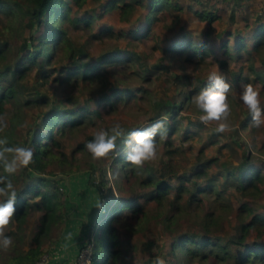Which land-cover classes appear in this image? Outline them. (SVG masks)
I'll return each instance as SVG.
<instances>
[{
    "label": "trees",
    "instance_id": "trees-1",
    "mask_svg": "<svg viewBox=\"0 0 264 264\" xmlns=\"http://www.w3.org/2000/svg\"><path fill=\"white\" fill-rule=\"evenodd\" d=\"M199 2L198 0H0V114L3 113L6 103L15 106L9 119L12 130L10 128L0 138L6 137L8 146L18 142L14 140L11 132L19 120L20 94L33 89V94L24 103L37 106L48 104L40 115V122L37 123L36 128L30 130L29 137L24 139V143L33 149V162L25 168H31L24 173L30 181L25 183L21 193L18 192L15 202L16 213L12 218L15 225L20 227L31 206L34 205L33 207L40 212L31 237L34 246L21 253L14 252L13 249L0 264H31L37 260L42 254L39 246L47 230L66 222L70 218L71 206L79 203L72 200V190L76 197L83 194L75 190L76 182L71 179L72 176L69 177L70 181L67 185L63 178L53 179L45 173L47 165L53 161L51 156H56L50 153L51 147L58 148V156L65 154L55 137L57 131L62 134L67 125L73 126L84 118L97 114L102 103L114 109L121 100L130 99L139 93H142V96L145 94L144 88L140 85L137 88L123 86V82L126 81L123 76H113L111 86H108L107 80L109 73L107 67L127 62L133 65L137 61L140 62L143 55L136 49L129 50L120 46H113L101 53L97 40L127 38L129 40L126 45L129 46L131 42L152 39L154 42L151 47L159 48L161 51L159 57L161 63H153L154 68L163 67L162 59L171 54H182L185 60L195 59L199 63L210 58L221 68L227 66V59L233 61L234 65L239 60L247 65L252 76L243 73L242 65L236 68L231 66L233 75L230 79L235 93L233 96L239 97L238 93L243 83L256 81L260 86V94H263L264 21L255 25L244 22L240 27L227 26L221 29L219 26L221 12L203 5L194 7V4H200ZM189 13L197 18L193 27H189V21L185 19ZM84 38L85 42L95 46L97 54L94 59L88 58L89 53L84 47ZM159 38L166 39L164 44L160 45ZM69 56H72V65L60 64L62 59ZM10 59L12 62L9 61ZM32 68L35 71L34 83L27 85L26 77ZM49 79L61 84L72 82L74 86L81 83L82 90H87L89 93L92 91L104 93L91 108L85 104L74 107L76 97L73 95L67 96L70 106L63 105L60 104L59 99L56 101L39 90V87ZM209 86V82L200 84L198 90L183 92V98L179 100L168 101L159 96L153 98L149 102L152 113L147 117L144 126L127 121H121L119 124L126 134L128 131L143 129L154 124L156 120L166 118V135L170 136L176 130V116L184 103L191 100V94H197L201 89ZM229 96L231 97V92ZM229 99V105L232 101V104L237 103L236 99ZM261 108L264 109L262 104ZM197 110L200 112L199 109ZM167 118H170L172 123H168ZM228 123L230 126L234 124L230 115ZM113 125L106 126L105 131ZM255 128L252 126L251 114L248 111L233 132L235 135L245 129L254 132ZM158 136L157 141L162 139L160 136L158 140ZM94 137L95 135L88 136L87 142ZM260 138L257 146L254 142L252 144L255 149L254 154L245 149L238 163H231L229 166L226 162H222L218 175H210L209 171V166L215 163L217 158H206L200 150L193 164V170L179 176L183 182H179L172 193L169 192L168 181L164 177V173L177 174L172 164L164 160L163 174L158 176L145 170L147 175L144 180L140 179V183L145 187L150 186L149 198L153 199L158 207L170 194L173 195L171 203H174L178 210L181 207L179 201L183 199L181 213L190 208L198 194L208 196L209 193L217 198L218 203L214 209H209L203 214L195 212L196 214L192 216V222L198 229H192L188 235L182 233L171 242L165 255L172 259L169 264H186L187 261L191 264H264V211H260L255 205L258 199L264 198L262 172L264 128ZM252 139H255L254 135ZM235 140H238L237 136L231 139V141ZM162 143L169 145V138H164ZM116 144L115 152L108 156L110 157L108 166L104 167L99 160L94 163L89 161L90 174L84 179V184L86 186L89 184L96 191L97 196L94 216L86 210L81 211L82 220L86 222L89 230H93L91 264H114L119 256L124 255L117 247L119 231L118 226L113 222L122 207L130 206L134 211L138 210L134 204L135 198L128 197L121 200L113 188L107 185L109 179H112L114 185H121L120 177L126 182L138 169L125 160L128 149L125 147L124 138H118ZM77 148L83 149L84 143L80 142ZM61 161L64 162L63 159ZM36 169L38 173L35 172ZM96 172L98 179L93 176ZM8 175L0 165V176ZM208 175L210 177L206 184L199 185L195 192L190 191L189 184L195 185L198 180H203ZM9 178L11 179V176ZM50 185L53 188L51 192L46 190ZM228 187H232L234 191L230 193L227 191ZM62 192L63 199L60 198ZM229 196H232L233 200H230ZM29 199H32V203L28 202ZM103 199L104 201H101ZM90 203L89 199L84 201L86 206ZM226 212L233 213V234L223 240L217 227ZM160 213L156 212V214ZM176 214L177 212H172L171 215H166L165 219L171 221ZM138 226L139 224L132 222L120 223V228L124 232L138 231L141 227ZM188 243L190 246H187ZM99 246L102 250L101 261L98 260L97 253ZM130 249L135 251L133 248H128L127 251ZM180 255L183 256V260L180 258L176 263L175 259H179ZM137 257L135 264H156L150 259L141 262V257Z\"/></svg>",
    "mask_w": 264,
    "mask_h": 264
},
{
    "label": "rangeland",
    "instance_id": "rangeland-1",
    "mask_svg": "<svg viewBox=\"0 0 264 264\" xmlns=\"http://www.w3.org/2000/svg\"><path fill=\"white\" fill-rule=\"evenodd\" d=\"M159 39L160 45L164 44L166 39ZM127 40L129 39L102 38L96 41L100 46L101 53L109 50L113 46H120L121 48L126 47L129 50L136 49L143 55L140 62L137 61L133 63V65L127 62L107 67L109 72L107 75L108 86L112 85L113 76H123V79H126V81L123 82V86L125 85L131 88H137V86L140 85L144 88L145 94L142 96V93H139L137 96L135 95L130 99L121 100L117 103L114 109L105 103L100 104L97 114H94L91 117H86L81 122L73 126L67 125L62 134L57 131L55 137L60 143V147H62L65 153L64 155L58 156L59 150L56 146L50 148V153L55 154L56 156H51L53 161L47 165L45 169L46 175H67L68 185L70 181L69 177L72 176L71 179L73 178L76 182L75 188L77 189L75 190L79 194L83 192L80 197L74 196L73 190L71 192L73 196L72 200L79 202L75 206H71L72 208L69 213H72V216H79L83 218L81 211L85 210L88 213H91V215H95V205H97L96 191L92 189L89 184L86 186L84 184V179L90 174L89 161L94 163L99 160L100 164L106 167V165L108 166V162L110 160V157L98 160H94L91 157L85 147L88 136L95 135L98 131L105 130L106 126L119 123L121 121L139 123V125L144 126V124H146L147 117L152 113V110L149 107V102L153 98L159 96L168 101H171V99H182L183 92L191 89L195 91L199 89L200 84H207L209 82L207 77L211 72H219L225 77L226 82L229 84L233 83L230 79L233 75L231 66L236 68L238 65H242L243 73L252 76L247 68V65L239 60L238 62L236 61V64L234 65L233 61L227 59V66L221 68L210 58H206L202 63H199L195 59L191 61L185 60L182 54L168 55L165 59H162L163 67L154 68L153 63H161L159 58L161 54L160 49L151 47L154 40L145 39L143 42H131L129 46L126 45ZM83 43H85L84 47L89 53L88 58L94 59L97 54L95 46L85 42V38ZM9 61H11V59ZM60 64L72 65V56L62 59ZM34 77L35 71L34 68H32L26 77V84L31 85L34 83ZM252 84L259 86L258 81ZM81 85L82 84L79 83L78 86H74V83L72 82L71 84H61L56 83L54 79H49L45 84L39 87V90L56 101L59 99L60 104L63 105H69L67 96L73 95L76 97V102L73 104L74 107L85 104L88 108H91L104 92L92 91L89 93L87 90H82ZM33 92V89H29L26 93L18 96L20 104L19 120L14 125L13 131L11 132L14 140L18 142L14 143L13 146L28 147V145L24 143V139L29 137L30 130L36 128L37 123L40 122V115L43 110L48 107V104L39 106L36 104H25L24 101L30 97ZM230 92L231 97L229 96ZM230 92L228 93V99L237 100V103L235 104H232L233 101L232 103L230 102V116H232L234 120V124L230 126L231 131L216 133L214 131V128L216 127L215 122H212L207 126L200 123L199 116L202 113L197 110L193 102V97L196 95L193 93L191 94V100L184 103V106L179 111L178 116H176V130L173 131L170 136H167V131L164 126V129L162 130L164 134L161 136L162 139L159 140L160 136H158V158L138 168L135 173L131 175L128 180H126V182L123 177H120L122 184L119 186L114 185L112 179L108 180L107 185L113 188L119 199L123 200L128 197L135 198L134 204L138 208L137 211H134L130 206L122 207V209L116 214V219L113 224L118 226L119 231V243L117 244V247L120 250V253L124 255L119 256L114 264H135V260L138 258L137 256L141 257V262H145L148 259L156 262L157 258H160L164 261V264H169L172 259L165 257V255L171 242L177 239L182 233L188 235L192 229H198V227L192 222V216L196 214L195 212L203 214L209 209H214L218 203L216 200L217 198H215L213 194L208 193V196H201L198 194L192 201L190 208L181 213V209L183 208V199L179 201L181 207L180 210H178L176 205L171 203L173 195L170 194L162 201V205L158 207L156 202L149 198L150 186L145 187L140 183V179L144 180L147 175L145 170L152 173L154 176H158L159 174H163L162 163L164 160L172 164L175 169V173L177 174L172 175L171 173H164V177L167 178L168 181L169 192L172 193L179 182H183V179L179 176L186 175L193 170V164L195 163L196 156L200 150H202L203 156L206 158H217V161L209 166L210 175H218L217 172L220 170L222 162H226L229 166L231 163H238L242 158V152L245 149L250 150L253 154L255 153V149L252 144L253 142L256 146L259 144V140L261 139L260 135L263 131L264 125L255 128L254 132L249 129H245L238 131L235 135L233 129L240 125V121L247 115L248 109L243 106L239 97L236 95L233 96V94H235L233 89ZM260 101L264 107V89L263 94H260ZM14 109V104L6 103L4 105V111L0 114V124L6 126L0 130V136L5 135L11 128L9 119ZM167 121L168 123H172L170 118H167ZM253 135L255 136V139H252ZM233 136H237L238 140L231 141ZM164 138H169V145H164L162 143ZM80 142L84 143L83 149L77 148ZM168 151L172 152L168 153ZM61 159H63L64 162H62ZM262 160V164H264V158H262ZM68 168L70 170H67ZM26 170H31V168L20 169L11 175L12 183L17 191L16 199L18 198V192L21 193L25 187V183L30 181L24 174ZM65 171L68 172L65 173ZM35 172L38 173V171ZM262 172L264 173V166L262 167ZM210 175L203 180H198L195 185L189 184L188 186L190 191L195 192L199 185L206 184ZM93 176L98 179L97 172ZM58 178L62 177L60 176ZM220 181L222 182L223 178L220 179ZM185 182L186 181H184V183ZM52 189L51 185L46 188L49 192H51ZM227 191L232 193L234 190L232 187H228ZM239 197L240 196H238V199L241 200ZM60 198H64L63 192L60 193ZM87 199L91 200V203L88 206L84 204V201H87ZM229 199L233 200L232 196H229ZM101 201H104V199ZM28 202L32 203V199H29ZM255 205L260 211H264V198L258 199ZM33 206H31L23 224L25 227L24 231L29 233L35 231L36 218L40 215V212ZM156 212L161 213L156 214ZM172 212H177L174 218L171 221L165 219V216L171 215ZM179 213H181L180 216ZM121 222H132L133 224H139L138 227H141L138 231L133 232L132 230H128L124 232L120 228ZM14 225V221L12 220L9 226L5 229V234L12 237L13 245L14 233H9V231H14ZM71 228L73 230L77 228L75 221ZM217 230L218 233L222 235L223 240L233 234L232 212H226V215L220 222ZM50 231L51 228L47 230L45 235L49 234ZM92 231V229L88 231L86 239L90 236L93 238ZM187 246H190V243H188ZM11 247L14 246L11 245L9 248ZM128 248H133L135 251L132 249L127 251ZM97 253L99 254L98 260L101 261L102 250L100 246ZM178 258L179 259H175V262H178L180 258L183 260V256L181 255L178 256ZM186 264L191 263H188L187 261Z\"/></svg>",
    "mask_w": 264,
    "mask_h": 264
},
{
    "label": "clouds",
    "instance_id": "clouds-1",
    "mask_svg": "<svg viewBox=\"0 0 264 264\" xmlns=\"http://www.w3.org/2000/svg\"><path fill=\"white\" fill-rule=\"evenodd\" d=\"M210 86L201 89L194 97L193 102L202 113L199 120L202 124L216 123L214 131L224 133L231 131L228 117L231 108L228 103V93L232 91V85L226 82L225 77L219 72H211L207 77ZM249 113L253 127L264 125V109L261 108L259 86L247 83L241 85L238 93ZM166 118L157 120L154 124L143 129L128 131L125 134L123 127L116 123L109 130H100L93 140L86 143L85 147L94 160L107 158L114 153L118 138H124L128 151L125 160L133 167L140 168L148 162L158 158L157 136H163ZM6 125L0 124V130ZM126 137V138H125ZM33 149L25 146H8L7 138H0V165L8 176H0V247L5 250L13 243L12 237L5 234L16 213L15 202L17 191L9 178L18 170L27 168L33 162ZM156 264H164L157 258Z\"/></svg>",
    "mask_w": 264,
    "mask_h": 264
},
{
    "label": "crops",
    "instance_id": "crops-1",
    "mask_svg": "<svg viewBox=\"0 0 264 264\" xmlns=\"http://www.w3.org/2000/svg\"><path fill=\"white\" fill-rule=\"evenodd\" d=\"M198 1H200V4L195 3L194 7L197 8L199 5H203L209 9L221 12L222 15L219 21L221 29L227 26L240 27L244 22L255 25L264 21V0ZM185 19L189 21V27H193V25H195L194 22H197V18L191 13H189ZM71 214L70 218L62 225L51 227L50 233L44 236L39 246L42 254L31 264H76V254L84 244L89 228L81 217L72 216ZM74 221L77 226L75 230L71 228L74 225ZM24 222L20 227L14 225V231H9V233H14V245L11 244L14 247L7 248L6 250L0 247V263L9 256L13 249L14 252L21 253L34 246V242L31 238L34 232H25V227L23 226Z\"/></svg>",
    "mask_w": 264,
    "mask_h": 264
},
{
    "label": "built area",
    "instance_id": "built-area-1",
    "mask_svg": "<svg viewBox=\"0 0 264 264\" xmlns=\"http://www.w3.org/2000/svg\"><path fill=\"white\" fill-rule=\"evenodd\" d=\"M93 245L92 236L85 239L84 244L78 250L75 261L76 264H91V251Z\"/></svg>",
    "mask_w": 264,
    "mask_h": 264
},
{
    "label": "water",
    "instance_id": "water-1",
    "mask_svg": "<svg viewBox=\"0 0 264 264\" xmlns=\"http://www.w3.org/2000/svg\"><path fill=\"white\" fill-rule=\"evenodd\" d=\"M36 171H38V169H36ZM48 177H50V178H53V179H58V177H62L63 179H64V182H65V184H67L68 185V176L67 175H62V174H56V175H47Z\"/></svg>",
    "mask_w": 264,
    "mask_h": 264
}]
</instances>
